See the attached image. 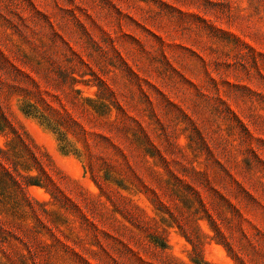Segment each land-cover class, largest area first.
I'll return each mask as SVG.
<instances>
[{"label": "rangeland", "instance_id": "rangeland-1", "mask_svg": "<svg viewBox=\"0 0 264 264\" xmlns=\"http://www.w3.org/2000/svg\"><path fill=\"white\" fill-rule=\"evenodd\" d=\"M0 264H264V0H0Z\"/></svg>", "mask_w": 264, "mask_h": 264}]
</instances>
